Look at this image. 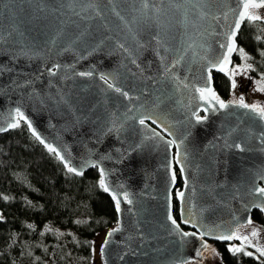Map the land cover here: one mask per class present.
Segmentation results:
<instances>
[{
  "label": "water",
  "instance_id": "95a60500",
  "mask_svg": "<svg viewBox=\"0 0 264 264\" xmlns=\"http://www.w3.org/2000/svg\"><path fill=\"white\" fill-rule=\"evenodd\" d=\"M241 5L0 0V135L30 122L68 166L103 174L121 210L99 245L102 264H213L211 241L264 215V119L219 96L214 81L233 64ZM205 87L229 106L201 100Z\"/></svg>",
  "mask_w": 264,
  "mask_h": 264
},
{
  "label": "trees",
  "instance_id": "16d2710c",
  "mask_svg": "<svg viewBox=\"0 0 264 264\" xmlns=\"http://www.w3.org/2000/svg\"><path fill=\"white\" fill-rule=\"evenodd\" d=\"M238 43L235 56L245 49L252 75L263 74L264 21H246ZM214 81L216 90L228 92L225 73L214 72ZM180 185L178 174L176 188ZM0 208V264H91L94 237L118 220L97 168L82 175L69 172L24 122L0 135ZM174 213L178 218L176 200ZM253 217L264 221L258 210ZM224 255L229 264L245 259L239 253Z\"/></svg>",
  "mask_w": 264,
  "mask_h": 264
},
{
  "label": "rangeland",
  "instance_id": "374dc122",
  "mask_svg": "<svg viewBox=\"0 0 264 264\" xmlns=\"http://www.w3.org/2000/svg\"><path fill=\"white\" fill-rule=\"evenodd\" d=\"M262 12L264 13V9ZM243 51L247 59H245V56L241 55L240 51L238 56L234 57L232 66L225 73L230 80V88L226 94H222L217 90L218 95L225 100H232L236 95L241 97L246 93V97L249 98L248 101L261 102L264 107V91L260 90L261 88H264V73L252 75L251 68H246V65H251L248 52L245 49H243ZM248 226L249 228L246 234L243 235V237H248V241L242 239L235 242V244L233 243L234 246L232 247H241L243 245V251H241L240 254L244 256L243 258L245 259L241 264H264V255L258 251V249L264 248V222L262 226L255 225L254 223ZM106 231L107 229H103L94 237V259L91 264H102L100 260L99 245L102 242ZM253 231L257 233L255 237L252 236ZM247 252H251L252 255H246L245 253Z\"/></svg>",
  "mask_w": 264,
  "mask_h": 264
},
{
  "label": "snow or ice",
  "instance_id": "6c2138e0",
  "mask_svg": "<svg viewBox=\"0 0 264 264\" xmlns=\"http://www.w3.org/2000/svg\"><path fill=\"white\" fill-rule=\"evenodd\" d=\"M241 6H242L243 10L238 13L239 19L235 22L234 29H239L240 23L243 20H245V18H247V20H249V21H258V20L264 21V17H262V16H260V15H258L255 12L252 11L253 9H259V8L264 7V0H259V2H257V0H242V5ZM145 7H147V3H145ZM235 35H236V31L233 30L229 34V39H230L231 42L221 45V48H226L227 49V54H225L224 57H223V63H225V64L228 62V54H231L233 51H236L235 41L232 40V37H235ZM257 39H259V37H257ZM239 51H240L242 56H245L243 49H240ZM262 55H264V53H262ZM245 59H247L246 56H245ZM246 68H251V65H246ZM221 70L223 71L224 69L221 68ZM79 75H91V73H80ZM101 79L105 80L106 83L108 82L107 78L105 76H101ZM233 86H234V82H233ZM109 87H112V85L109 84ZM260 90L264 91V88H261ZM116 91L119 92L120 89L117 88ZM198 91L200 92V99L207 101L209 104L216 103V104L219 105L220 108H226V107L229 106L228 104H225L224 101L220 100L219 97L216 96V94L213 92V90L210 87L200 88V89H198ZM122 94L123 95H127V93H122ZM231 103H238L239 106H241V107L250 108L253 112H255V113H257L259 115L260 119H264V107L245 104L243 98H241L239 101H232ZM16 114H17V117H19L21 119H26V117L23 116V113H21L19 109L16 110ZM199 119H200V117H197V120H199ZM140 123L143 124L144 121L141 120ZM18 126H19V121L15 122V123H10L8 125L9 128H16ZM28 126H29V128H31V123L30 122H29ZM5 130L6 129L0 128V131H5ZM32 131H33V134L36 136V138L40 139L39 135L35 132V129H32ZM40 142L44 143V141L42 139H40ZM46 147H48V150L50 152L55 153L56 156L58 157V159H60L61 161H65V157L63 155H61L60 152L56 148L52 147V145H46ZM237 147H239V145H237ZM65 164H66L67 170L69 172L76 173L77 175L82 174L81 172H77L76 168L68 166L66 161H65ZM100 185H101V187L104 188L105 191L109 190L107 185L105 184L104 179H103V174H102V178L100 180ZM259 192L264 194V188L259 189ZM112 195H113V199L115 201L116 210H117V212H119L121 210V198L115 192H113ZM179 195L182 196L183 194L180 193ZM4 199H8V197H4ZM123 200L127 201L129 204L132 202L129 199L128 194L126 192L123 193ZM0 219H3V217H0ZM169 219H172L171 216H169ZM184 222L188 223L189 221L185 220ZM172 223L175 225L176 221L172 220ZM112 231L113 232L114 231H118V229H113ZM108 235L111 236L112 232H109ZM183 235L187 236V235H189V233H183ZM201 235L203 236L204 234L201 233ZM256 235H257V233L255 231H253L252 232V236L255 237ZM217 239H219V240H231V239H233V235H228V236L221 235V236L217 237ZM242 239L248 241V237H243ZM107 243H108V241L106 240L105 244H107ZM249 243H250V241H249ZM204 247H205V249H207L208 245L205 244ZM103 251H104V248L102 246L101 247V253H103ZM232 251H234V252L243 251V245L241 247H233ZM258 251H260L261 254L264 255V248L258 249ZM245 254L249 255V256L252 255L251 252H247ZM197 255H203V253H197Z\"/></svg>",
  "mask_w": 264,
  "mask_h": 264
},
{
  "label": "flooded vegetation",
  "instance_id": "af4514ba",
  "mask_svg": "<svg viewBox=\"0 0 264 264\" xmlns=\"http://www.w3.org/2000/svg\"><path fill=\"white\" fill-rule=\"evenodd\" d=\"M263 9H264V7L259 8V9H253L252 11L255 12L256 14L264 17V13L262 12ZM246 21H248V20H246ZM246 86H247V84H246ZM246 86H245V88H246ZM241 98H243L244 101H248L249 100V98L246 97V93H245V95H242L241 97L236 95V97L234 99H232V100H237V99L240 100ZM181 187H182V185L178 186V188H175V190L181 189ZM263 222L264 221L255 220L254 224L262 226ZM186 228H188V227H186ZM248 228H249L248 225H246V226L239 225L237 227V234H236L234 239H231V240L226 241V242H220V241H211L210 242V244L212 246V249H213V257H214L213 264H229L226 261V259H225L224 251H227L229 253H239L240 254V252L232 251V248H233L232 246H234L235 242H238V241L242 240L243 235L246 234ZM186 264H198V263H196V262H187Z\"/></svg>",
  "mask_w": 264,
  "mask_h": 264
}]
</instances>
